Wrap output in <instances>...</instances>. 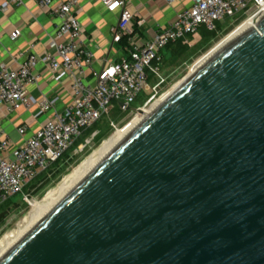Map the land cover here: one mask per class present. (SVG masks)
I'll list each match as a JSON object with an SVG mask.
<instances>
[{"label": "water", "instance_id": "95a60500", "mask_svg": "<svg viewBox=\"0 0 264 264\" xmlns=\"http://www.w3.org/2000/svg\"><path fill=\"white\" fill-rule=\"evenodd\" d=\"M205 57L0 264H264V15Z\"/></svg>", "mask_w": 264, "mask_h": 264}, {"label": "built area", "instance_id": "2783aa9c", "mask_svg": "<svg viewBox=\"0 0 264 264\" xmlns=\"http://www.w3.org/2000/svg\"><path fill=\"white\" fill-rule=\"evenodd\" d=\"M174 2L175 0H169ZM39 7L59 19L55 38L51 39L52 52L43 56L30 53L26 60L12 66L0 65V107L8 112L35 104V117L44 116L52 102L43 97L35 101L29 94V86L37 82L40 73L35 70L43 63L54 77L66 75L71 104L63 111L47 117L41 127L12 150L14 143L0 136V206L16 195L27 198L26 189L42 172L62 159L75 147L86 132L108 115L115 104L123 111L131 109L143 91L158 92L163 84V50L170 43L182 41L191 44L202 28L217 31L218 24L238 15L249 16L264 12V0H193L190 8L175 15L152 38L143 43L133 41L129 53L118 64L107 65L93 71V81L85 77V71L94 63V54L85 45L84 30L76 16L80 0H36ZM110 12L120 11L116 27L112 29L114 41L121 42L131 32L133 12L127 0H101ZM22 5L24 0H10ZM3 7V11L6 10ZM21 35V28L11 32V39ZM157 79L151 86V79ZM28 125L19 128L24 135Z\"/></svg>", "mask_w": 264, "mask_h": 264}, {"label": "crops", "instance_id": "0c3cea01", "mask_svg": "<svg viewBox=\"0 0 264 264\" xmlns=\"http://www.w3.org/2000/svg\"><path fill=\"white\" fill-rule=\"evenodd\" d=\"M127 1L133 12V19L131 32L124 35L128 37L125 43L114 41L112 31L118 24L120 11H108L101 0H80L76 16L84 30L85 45L95 57L93 65L85 71V77L90 82L94 79L93 71L107 65L118 64L128 55L129 46L133 41L140 44L152 38L162 27L167 26L177 13L190 8L193 4V0ZM4 6L7 7L5 11L2 10ZM58 24L59 19L42 10L36 0H24L22 5L10 3V0H0V65L7 63L18 66L30 53L43 56L52 52L51 39L56 36ZM17 27L21 28V35L12 40L11 32ZM35 70L40 73V78L29 86V94L35 101L43 97L48 98L52 106L41 117H35L37 104L30 110L22 108L12 113L0 107V136H8L12 140L14 143L12 150L25 138L32 136L47 117L65 110L72 102L68 76L54 77L45 69L43 63H39ZM24 125H28V129L22 136L18 130ZM15 132L20 135L18 138H12Z\"/></svg>", "mask_w": 264, "mask_h": 264}, {"label": "rangeland", "instance_id": "374dc122", "mask_svg": "<svg viewBox=\"0 0 264 264\" xmlns=\"http://www.w3.org/2000/svg\"><path fill=\"white\" fill-rule=\"evenodd\" d=\"M249 16L238 15L235 18H228L221 22L223 25L216 33L207 36L199 33L189 44L187 51L170 60H167L163 70V84L158 88V92L143 91L139 97L132 102L131 109L123 111L120 105L115 104L110 113L104 116L97 129L92 133L86 134L81 138L76 146L70 152V160L62 162L60 170L56 175H52L50 180L36 193L27 195V198L21 195L13 197L14 201L19 202V205L10 208L4 223L0 226V241L3 237L18 228L20 222L32 211V202L41 200L50 189H54L63 180V178L72 173L90 154L98 149L102 143L109 139L115 132L122 130L126 131L132 127L135 119L144 112L149 111L157 101L164 95L171 92L179 85L192 71L198 62L215 50L221 42L230 39L243 25ZM206 58V57H205ZM157 79H151V86L155 85ZM20 136L17 132L13 133L12 138Z\"/></svg>", "mask_w": 264, "mask_h": 264}, {"label": "bare ground", "instance_id": "6f19581e", "mask_svg": "<svg viewBox=\"0 0 264 264\" xmlns=\"http://www.w3.org/2000/svg\"><path fill=\"white\" fill-rule=\"evenodd\" d=\"M263 15H264V12H260V13L253 15L252 17L248 18L247 21H245L243 23V25L240 27L239 30L249 26L250 24L253 27H255ZM227 40L228 39L221 42L220 45L225 43ZM197 65H196V67H197ZM196 67H194V68H196ZM171 92H169V93H171ZM169 93H167L159 101H157L155 103V105L149 111L141 113L135 119L132 127H130L129 130H126V131L119 130V131L115 132L109 139H106L102 143V145L98 149H96L92 154H90L78 167H76L72 171V173L66 175L63 178V180L57 185L56 188L50 189L47 192V194L44 196L43 199L33 201L32 202L33 208H32V211L30 212V214L24 218L22 223L20 222V225L18 226L17 229L7 233L3 237V239L0 241V256L7 249H9L13 245V243L23 233H25L30 227H32L69 189H71L112 147H114L159 102H161L164 98H166V96H168Z\"/></svg>", "mask_w": 264, "mask_h": 264}, {"label": "trees", "instance_id": "16d2710c", "mask_svg": "<svg viewBox=\"0 0 264 264\" xmlns=\"http://www.w3.org/2000/svg\"><path fill=\"white\" fill-rule=\"evenodd\" d=\"M222 25H223L222 23L218 24V30H219V28ZM217 31H213L212 32V31L206 30L205 28H202L200 30V33H202V35H204V36H207L209 34L216 33ZM190 38L192 39V37H190ZM127 41H128V37L127 36H123L121 42H125L126 43ZM188 47H189V44H184L181 40L177 41V42L170 43L169 45H167V47L162 52V55H163V67H164V65H165L167 60H170L171 58H174V57H176V56H178L180 54L185 53L187 51ZM99 122L96 125H94L91 129H89L86 132V134H89V133H92L93 131H95L97 129L96 127L99 124ZM78 142H77V144H78ZM77 144L75 145L74 148H76ZM74 148H72L69 152H67L62 159H59L55 163H53V165L48 170H46V171L42 172L41 174H39L36 177V179L28 186V188L26 189V192L29 193V194H31V192L32 193L38 192L44 186V184H46L51 179L50 177L52 175H56L57 174V172L60 170L59 165L62 162H64V161L68 162L70 160V157H71L70 156V152ZM21 196H23V195H21ZM17 205H19L18 200L14 201L13 197H12V198L7 200L4 204H2L0 206V226L4 223L8 213L10 212V208H12L13 206H17Z\"/></svg>", "mask_w": 264, "mask_h": 264}]
</instances>
